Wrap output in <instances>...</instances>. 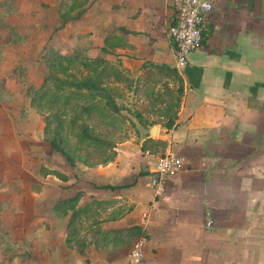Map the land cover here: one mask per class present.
Here are the masks:
<instances>
[{"label": "crops", "instance_id": "0c3cea01", "mask_svg": "<svg viewBox=\"0 0 264 264\" xmlns=\"http://www.w3.org/2000/svg\"><path fill=\"white\" fill-rule=\"evenodd\" d=\"M44 1L47 39L100 48L99 57L127 78H141L143 66L175 68L168 36L175 15L167 0H89L62 29V0ZM204 33L201 48L178 72L183 96L174 126L156 125L151 138L166 144L165 154L183 159L181 172L165 180L163 194L150 186L153 162L145 158L128 182L116 162L98 173L87 170L83 175L90 178L78 189L59 187L67 180L62 176L56 202L81 192L78 207L92 200L110 203L83 216L78 238L69 241L67 221L51 213L56 202L49 211L41 206L42 186L40 197L20 200L11 229L0 228L7 237L0 252L8 248L14 256L5 264H126L134 241L125 245L100 233L131 226L147 238L141 264H264V0H215ZM8 119L15 122L0 117V135ZM21 251L24 257L16 256Z\"/></svg>", "mask_w": 264, "mask_h": 264}, {"label": "rangeland", "instance_id": "374dc122", "mask_svg": "<svg viewBox=\"0 0 264 264\" xmlns=\"http://www.w3.org/2000/svg\"><path fill=\"white\" fill-rule=\"evenodd\" d=\"M46 4L44 0H18L19 11L11 16L0 17L4 23L13 28L10 30L8 26L4 27L0 24V117L15 120L14 122L8 119L9 125L2 124L1 131L6 133L7 137L4 139V133L0 135V228L2 229H11L10 222L15 223L14 218L21 211L20 200L24 198L29 202L32 198L40 197L41 187L44 185L47 188L43 190L44 199L41 206L43 210L48 208L49 211L51 205L60 196L57 185L62 176L67 180H63L59 187L67 190L72 187L78 189L90 178L89 174L83 175L87 170L98 173L106 165L116 162L115 166L125 168L121 172H124L122 174L126 182L130 181L132 170L142 166L145 158L138 148L141 139L149 134L151 126L162 125L165 122L170 104L168 102L170 99L162 91L163 85H156L153 92L144 93L135 77L127 78L120 73V79H116L107 69L103 78L104 87L111 90L112 100L120 110L118 117L123 123L120 129L101 127L95 119L88 121L87 124L94 128L95 133H100L101 136L112 141L117 149L115 156L103 158L94 154L89 156V165L78 161L71 166L61 154L52 150L43 134V119L49 114L50 109L44 107L41 113H38L31 108L29 99L25 95L26 87L20 80L24 78L26 85L38 87L50 73L60 77L71 74L78 78L92 77L99 73L106 63H110L99 57L100 48L85 46L79 48L71 42V39L64 38L62 42L61 39L56 40L51 37L47 39L42 25L44 21L42 8ZM51 21L52 18H49L50 23ZM56 32L58 31L54 30V33ZM16 41L17 43L13 44ZM14 45L16 46L13 47ZM50 51L57 52L59 58L49 63L54 58V54H47ZM62 58L65 60L62 61ZM142 98L147 101L145 107ZM97 102L103 105L106 98L100 97ZM137 114L140 117H137ZM153 123L155 125H152ZM84 154L83 152L82 156ZM80 169L83 172L77 173ZM57 171L59 173L56 174ZM141 171L143 172V167ZM8 202L11 204L7 205ZM28 206L30 211H36V205ZM61 218L68 222L69 216ZM18 228L22 229V227ZM7 249H2L0 252L1 264L14 257ZM22 252L17 253L16 256H23Z\"/></svg>", "mask_w": 264, "mask_h": 264}, {"label": "trees", "instance_id": "16d2710c", "mask_svg": "<svg viewBox=\"0 0 264 264\" xmlns=\"http://www.w3.org/2000/svg\"><path fill=\"white\" fill-rule=\"evenodd\" d=\"M88 1L62 0L58 9V14L62 20L59 29L64 28L69 21L75 19L72 15L73 11L80 10L77 17L83 13V7ZM17 4L18 0H0V17L15 14L18 11ZM0 24L4 27L8 26L1 19ZM8 28L10 30L13 29L11 26H8ZM204 35L205 33H203L202 44L204 42ZM47 54H54V58L49 63L54 61L55 58H59V54L55 51H50ZM63 60L65 59L62 58ZM96 62H100V60H96ZM107 69L115 75L116 79H120V72H117V69L113 65L106 63L105 67L92 77L83 76L82 78H78L72 74L60 77L59 75L50 73L38 87L26 85L24 78L20 80L26 87L25 95L28 97L30 106L34 110L41 113L44 107L50 109L49 114L43 119V134L52 150L61 154L71 166H74L78 161L84 165H89V156L94 154L103 158L115 156L116 148L112 141L104 138L100 133H95L94 128L87 124L88 121L95 119L101 127L120 129L123 123L118 117L120 110L112 100L111 90L104 87L103 78ZM143 69L144 73L142 77L136 79L137 83L142 87L143 92H153L155 86L162 83V91L170 99L168 100L170 104L167 108V118L162 127L171 129L175 124L183 96L182 78L175 68L165 65H148L143 66ZM168 81H170L171 86L168 84ZM100 97L106 98V102L103 105L97 102V99ZM137 117H140L139 114H137ZM152 125H155V123ZM165 147L166 144L164 142L147 138L141 143L140 149L142 152L148 151L158 156H164ZM83 152L85 154L82 156ZM101 188L114 187L101 186ZM82 196L83 193L78 192L73 197L61 199L51 209V213L56 218L69 216L65 228L69 241L72 237L78 238V223L83 216L90 214L95 205H107L110 203L109 201L92 200L82 207H78ZM97 226L99 225L97 224ZM141 234L143 232L140 227L131 226L122 230L108 231L104 234L100 233V236L107 240L121 238L124 240L125 245H128ZM0 240L2 245L7 241L4 232L1 233ZM80 252L83 253L82 248Z\"/></svg>", "mask_w": 264, "mask_h": 264}, {"label": "built area", "instance_id": "2783aa9c", "mask_svg": "<svg viewBox=\"0 0 264 264\" xmlns=\"http://www.w3.org/2000/svg\"><path fill=\"white\" fill-rule=\"evenodd\" d=\"M214 1L167 0L175 15L168 28V36L175 47L177 72L184 70L189 54L201 48L206 17L212 10ZM144 157L153 162L154 171L150 177V186L154 188L157 196H161L164 192L165 180L177 175L183 169V159L176 154L158 156L150 152H146ZM143 218L145 219V216ZM146 243L147 238L144 234L134 240L128 252L126 264L142 263Z\"/></svg>", "mask_w": 264, "mask_h": 264}, {"label": "water", "instance_id": "95a60500", "mask_svg": "<svg viewBox=\"0 0 264 264\" xmlns=\"http://www.w3.org/2000/svg\"><path fill=\"white\" fill-rule=\"evenodd\" d=\"M157 132V126H151L149 128V136L150 138H155Z\"/></svg>", "mask_w": 264, "mask_h": 264}]
</instances>
